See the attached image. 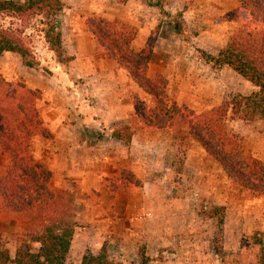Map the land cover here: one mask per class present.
Here are the masks:
<instances>
[{"label": "trees", "instance_id": "obj_1", "mask_svg": "<svg viewBox=\"0 0 264 264\" xmlns=\"http://www.w3.org/2000/svg\"><path fill=\"white\" fill-rule=\"evenodd\" d=\"M124 5L128 0H111ZM238 8L224 15L227 22L242 23L230 36L216 57L204 55V62L214 68L226 67L256 89L249 96L231 94L222 104L199 115L179 107L166 95L167 81L161 75L147 77L153 59V40L139 52L131 48L134 32L101 18H89L87 27L98 48L109 60L124 69L145 94L153 97L155 106L146 110L138 96L133 97L134 116L130 124L115 129L112 137L129 146L137 127L176 130L187 126L207 158L218 164L224 176L234 185L264 194V163L244 156L243 147L228 134L226 121H260L264 124V0H235ZM60 0H0V15L15 18L19 27L0 29V57L12 53L21 59L31 58L23 30L31 19L42 16L41 30L48 50L58 64H63V48L58 16L63 11ZM22 28V29H21ZM38 68L39 62H25ZM37 95L21 83L6 82L0 86V153L8 156L7 167L0 173V223L22 222L28 228L27 238L18 240L13 257L0 245V264H65L77 224L73 215L71 192L50 188L52 174L28 152L34 134L41 131L35 108ZM127 184H138L131 174ZM224 224V208L214 207L206 215ZM216 252V253H215ZM218 254V249L215 250ZM79 264H123L112 260L103 246L96 255L87 252ZM255 264H264L262 246Z\"/></svg>", "mask_w": 264, "mask_h": 264}, {"label": "crops", "instance_id": "obj_2", "mask_svg": "<svg viewBox=\"0 0 264 264\" xmlns=\"http://www.w3.org/2000/svg\"><path fill=\"white\" fill-rule=\"evenodd\" d=\"M60 1L66 13L61 28L62 46L70 60L71 72L58 64L55 57V60L48 58L49 62L38 57L37 69L27 67L16 54L5 53L0 57V86L6 82L21 83L37 95L35 108L42 133L31 137L28 152L34 161L51 172L50 188L73 192L76 222L82 218L89 224L106 223L112 202L120 213L139 208L150 213L148 205H159V198L150 197L144 185L110 194L102 183L115 178L122 169L129 170L143 184L155 179L154 149L168 132L165 129L152 132L150 128L137 130L129 146L112 137L114 129L128 125L133 117L132 95L138 96L149 107L154 106V101L137 87L116 61L105 57L85 24L87 17L94 16L135 26L131 48L139 52L152 34L146 25V2L128 0L118 9L109 0ZM217 1L220 13L238 8L235 0ZM182 5L183 10L187 9L185 2ZM188 15L189 11L183 13V17ZM134 20L141 25L133 24ZM162 29L167 32L156 34V49H153L154 58L148 64L147 77L164 76L176 105L199 115L222 104L227 93H239L235 81L240 82L241 77L226 67L214 68L197 58L186 65L172 62L170 56L176 51L167 49L164 42L172 40L178 28L167 22ZM40 40L41 46L35 52L43 56L49 50L43 35ZM210 48L203 50L216 57L223 44L218 50ZM49 53L51 57L55 56L53 52ZM243 82L245 96L256 92L249 83ZM8 162V156L0 153V173ZM214 205L221 206L217 201ZM164 212L171 213V209L165 207ZM114 223L106 225L126 239L129 227ZM77 237L76 241L84 244L86 237L76 234L73 242Z\"/></svg>", "mask_w": 264, "mask_h": 264}, {"label": "rangeland", "instance_id": "obj_3", "mask_svg": "<svg viewBox=\"0 0 264 264\" xmlns=\"http://www.w3.org/2000/svg\"><path fill=\"white\" fill-rule=\"evenodd\" d=\"M109 1L117 5L115 8L121 9L120 4ZM145 2L147 7L144 11L148 22L146 25L152 31L148 40L154 41L153 49H156V34L158 36L160 32L162 35L167 32L162 29L167 22L173 23L178 28V32L174 34L175 37L164 42L167 49L176 51L170 59L177 64L186 65L189 61L193 63L196 58L204 61V55L208 54L203 49L209 50L213 47L218 50L220 44H223L224 48L231 34L242 25L241 22H227L224 15L228 12L218 11L217 7L220 6L217 5V0H145ZM184 2L187 9L183 10ZM188 11L189 17H183V13ZM220 14L223 15L220 16ZM65 16L63 8L58 16L60 29L64 27ZM89 18L99 17H87L86 27ZM118 21L109 22L131 29L135 37V26H128L125 21H119L120 23ZM136 22L138 20H134L133 24ZM44 23L46 20L40 16L31 19L25 29L21 28L25 44L30 48L32 55L31 58L22 59L24 64L25 62L37 63L38 57H42L46 62H49L48 58L55 60V56L51 57L49 51L43 56L35 52V49L41 46L40 37L43 35L41 30L45 27ZM135 25L141 24L138 22ZM19 26L17 19L0 15V29L15 30ZM62 61L63 66L71 72L72 68L68 65L70 60L65 49H63ZM122 70L127 74L124 69ZM239 81H235V85L240 90L239 93H227L225 98L231 94L245 96L243 79L240 78ZM165 92L174 100L167 87ZM134 96L132 95L131 98L132 107ZM150 97L153 99L152 96ZM142 102L146 110L153 109L155 106V102L152 107ZM226 128L228 134L243 147L245 157L264 163V124L262 122L247 123L238 119H228ZM145 129L148 128L137 127L134 133ZM150 130L158 131L152 128ZM165 130L168 136L163 137L154 149L155 179L143 184L129 170L122 169L117 172L115 178L106 179L102 183L104 190L110 194L121 192L129 187L140 188L144 185L150 197L159 198V205L149 204L150 213L142 208L120 213L114 202L109 204L110 213L106 217V223L115 225L114 222H117L127 225L119 226L129 227L126 239L118 236L104 222L98 225L89 224L82 218H78L79 222L75 221L77 228L73 240L76 234H81L82 238L86 237V239L84 244L76 241L78 237L74 242L72 240L65 264H79L84 254L89 252L96 255L103 246L110 259L119 260L123 264H255L261 247H264V194L250 193L228 180L218 164L207 158L200 145L190 138L187 126L176 130L168 128ZM128 174H131L134 181L138 182L137 185L127 184L125 178ZM216 201L221 206L214 205ZM165 207L171 209V213H165ZM214 207L224 208L222 228L218 227L216 220L206 216ZM27 235L28 228L22 222L0 223V245L9 251L11 257L15 254L18 240L27 238ZM216 249L219 251L217 255Z\"/></svg>", "mask_w": 264, "mask_h": 264}]
</instances>
